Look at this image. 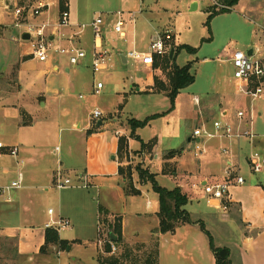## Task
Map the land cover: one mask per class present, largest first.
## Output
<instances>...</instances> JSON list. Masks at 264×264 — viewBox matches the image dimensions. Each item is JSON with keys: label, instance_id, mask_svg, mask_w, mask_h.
I'll list each match as a JSON object with an SVG mask.
<instances>
[{"label": "crops", "instance_id": "1", "mask_svg": "<svg viewBox=\"0 0 264 264\" xmlns=\"http://www.w3.org/2000/svg\"><path fill=\"white\" fill-rule=\"evenodd\" d=\"M28 1L31 2V5L27 8L30 9V11L37 9L42 3L47 6L41 10L38 16H42V18L45 16L41 21L42 24L51 23V25H53L47 33L50 34L51 42L55 47L76 46L84 49L88 56L83 62L76 66L71 65L66 56L61 57L58 63H54L52 61L54 57L52 56L53 53L50 55L47 62H40L32 57L31 36L29 40L23 39L24 35L29 33H27L26 30H23L18 35H16V32L12 33L15 37L12 38V43L10 42L8 45L14 50L15 58L13 61L5 63L4 69L0 70V72L5 74L1 77L3 82H0V126H3L2 131H0V138L4 139H8L6 136V129L10 128L12 125V131L15 135H18L22 129H32L34 127L33 123L37 119L53 113L59 106V101H66L65 96L68 91L77 89L78 86L84 84L88 73L93 72L91 55L96 45L102 46V48L109 51L110 54L115 51L119 55H123V47L117 45L116 41H114L115 32L113 30V25L117 19L118 13L123 15V19L124 16H126L128 21H133L132 23H134L139 14L147 11L149 12L150 19L153 21L152 17H154V11L152 8H156L157 4V0H153L152 2H154V5H147L141 12V4L143 8L145 0H140L139 3L137 0H103L102 3L100 2L98 4L100 10L94 11L93 8L96 6L91 4V0H83V7H85V9H79L81 5L78 6L77 0H68L67 11L70 14V26L60 29L54 27L61 15L59 0H57L58 7L55 11L50 10L52 7L50 6L52 0ZM17 2L18 0H0L2 6L8 3L11 8H18ZM195 3L197 4V8H199L200 4L197 0H192L189 6H193ZM239 5H243V10L253 11L251 0H249V2H247V0H240L233 9ZM3 14L12 19L2 20V23L0 22L1 24L9 26L13 20L16 22L13 15L6 10H4ZM98 15L106 17L102 39L100 40L95 39L91 29L90 33H88L87 29L80 30L78 27L82 24H89ZM38 16L28 17L25 21L29 22L30 20H36ZM155 19L156 17L154 20ZM156 21L160 22L159 20ZM164 32H166V30H164ZM157 34L156 32L151 41ZM16 36L19 37L21 41L16 39ZM1 38L0 36V40ZM118 38L120 39V36H118ZM87 49H91V53L87 51ZM248 49H250L248 53L251 52L252 56L260 52L257 44H255L254 47L248 45ZM231 51L232 50L228 48L225 53L226 59L229 61L228 63H231L229 60ZM121 58L124 64L128 63L126 57L122 56ZM138 67H144L145 71L154 76L158 74L157 76H160V80L164 81L166 84L169 83L167 77L166 80L161 77L163 71L159 66L150 68L141 65ZM98 83L99 82H97V84ZM96 86L93 89L94 93ZM154 86L155 79L152 80L151 88L154 89ZM234 94L235 96L238 95L236 93L235 84ZM238 96L242 97L240 95ZM195 101L198 103L197 98H195ZM236 101L223 97L217 105V108L210 104H206L205 107L202 108L204 117L199 118L201 120L199 123L202 124V128L212 131V121L208 119L209 117H207V115L215 114L217 111H219V116L223 120L225 119L222 115L227 111V120L233 122L235 126H241L240 128H242V123L239 122L236 116L231 114L226 107L233 105ZM63 116H68V112L63 113ZM24 117L28 118L29 122L25 121ZM215 121H217V119H215ZM100 122L102 123V121ZM36 123L37 122H35V124ZM98 123L97 127H94L91 123L87 124L86 131L91 135H87L85 138L86 150H82V154L75 152V150H79V148L74 145H70L64 153L66 158H70V156L73 157L74 154L78 153L76 157L79 160L75 163L71 162V166L75 167H70V169L64 167V163L61 161L60 165L58 164L59 161L57 164L55 162L50 163L49 160L47 161L45 158L47 156L46 149L42 143L31 145L32 143L25 142L19 136L16 140L6 141L8 149L5 151L6 153L4 155L0 156L1 185H9L18 178L20 173H22L24 182L26 180L27 183L26 187L23 185L22 189L38 190L40 194H27L26 197L23 194H19L17 196L18 201H21L19 203L21 207L19 208H2V204H10L12 200L7 201L4 199L0 201V257H4V264H47L53 257L58 259L59 264H62L63 261L64 264L65 260L60 259L61 256L64 255H67L65 259L67 258L66 262L68 264H79L82 260L77 253H75L74 248L85 247V249H88L92 246L91 258L94 264L95 262L96 264L102 262L103 264H114L113 262L122 264L123 260H118V258H114V256L110 257L112 254L111 251L107 252V247L105 246L104 248L102 244V242H104L103 238L107 237V240L109 238L111 240V235L115 238V241H111V243H117V238L119 237L114 232L115 224L112 222L113 219H116L115 222L120 224L119 236L121 241L117 246H120L125 254L131 252L132 249L142 250L148 257H153V259L156 258L154 264H216L214 254L210 247L209 238L201 229L200 224H204L206 230L210 232L208 224H214L215 222L217 224H227L230 222L229 219H232L231 215H237L239 218L238 228L240 229V235H243V233L245 234L243 241L241 236L239 238H241L240 241H242L241 243L244 246L245 253L249 254L248 252L254 244L255 239L250 236L249 225L242 221V209H236V205L238 204L229 198V194L222 201H219L210 199L203 190V186L207 183L217 184L219 182H224L226 179L224 173L230 164H232L235 171H238L239 147L237 144L228 139L205 140L195 137L193 132L188 139V145L189 147L194 145L190 153L195 160V166L192 169H183L181 161L185 152L184 147L169 150L178 151L184 148V152L180 157L168 161L170 164L169 167H171V165L173 167L168 169L169 172L167 174L162 173L167 161L164 160L162 157L163 155L159 156L156 154L154 168L156 169L155 173L157 177L159 175L173 177L177 181L175 188H180L187 197L190 195L199 205L201 204V208L196 211L199 212L197 215L199 219L193 220L191 218L193 216L190 214H194L195 211L192 209L188 211V202L185 209L188 213L190 212L189 215L193 223L180 224L174 233L162 234L159 232L160 203L158 195L153 189L151 190V188L148 187L147 183L140 184L138 178H133V180L140 194L136 196L126 195L123 178L119 175V168L121 166L124 167V164L120 161L118 156V141L120 135L116 132V138H114L113 141L106 140L105 133L99 132L100 128L104 126V123H102L101 126H98ZM75 126L79 128V125ZM197 128L201 127L196 125L194 131ZM96 139L99 140L101 144L97 150L96 148L92 149V145L95 146L94 141H96ZM141 140L146 142L143 139ZM199 144L202 145L199 146ZM156 147L157 145L154 147L157 152ZM203 148L205 149L203 155L196 157L194 155L196 150ZM223 148L228 149L230 154L232 153L231 157H226L228 155L222 153ZM9 149L17 150L18 156L14 157L9 155ZM107 155H109V157L112 156L111 159L115 162V165L109 166V164H107ZM72 170L77 172L76 184L71 188L56 190L58 203L57 213L54 211L53 216H51L49 214L50 209L41 211L38 207L34 209L28 207L32 199H47L50 197L49 194L51 189H54L58 171H61L63 176H67L66 174ZM102 170H104V172H102ZM107 171H109L111 175H104ZM191 179L197 195L194 194L190 188L189 193L185 189ZM182 181H186L187 184L184 185ZM75 187H78V189L75 190ZM140 198L144 199L145 202L140 203L138 200ZM90 199L94 202V205L92 204L93 211L92 207L87 204ZM97 200L105 204V206L100 205L99 211L96 203ZM119 205H121V207H119ZM84 212H90V218L94 219V230L97 233V239H90L84 235L85 230L91 231V229H85L87 227L85 220L87 218V213ZM13 217L17 218L15 223L11 221ZM57 218H63L71 222V226L73 227V230H71L73 231L72 235H63L60 230L58 231L60 239L67 241L69 245L65 249L56 245H49L45 251H42L46 243L47 229L45 228V224ZM90 227L92 228V224ZM3 244L7 247L4 248ZM78 260L80 262H78Z\"/></svg>", "mask_w": 264, "mask_h": 264}, {"label": "rangeland", "instance_id": "2", "mask_svg": "<svg viewBox=\"0 0 264 264\" xmlns=\"http://www.w3.org/2000/svg\"><path fill=\"white\" fill-rule=\"evenodd\" d=\"M77 1L78 6L81 5L79 9H85L83 7V0ZM139 1L137 0L138 3ZM152 1L145 0L143 8L141 4V12L147 5H154ZM191 1L157 0L156 8H152L154 11L153 21L150 19L149 12L147 11L139 14L134 23H132L133 21H128V18L124 16L125 24L123 30L127 34V37L119 39L118 35L114 34L116 44L123 47V55H119L115 51L110 54L111 65L109 70L96 74H93V72L88 73L84 84L78 86L77 89L68 91L65 96L67 102L59 101V106L53 113L37 119L35 121L37 123H33L34 127L32 126V129H22L18 135L13 133L12 125L6 129L8 139L0 138V142L5 143L4 145L6 146V141L16 140L19 136L25 142L32 143L31 145L42 143L46 149L47 156L45 158L47 161L49 160L50 163L55 162L56 164L59 161V165L61 161L64 163V167L70 169V167H75L71 166L70 163H75L79 160L76 157L78 153L74 154L73 157L70 156V158H66L64 153L70 145H74L79 148L75 152L82 154V150H86L85 138L87 135H91L86 131L87 124L91 123L94 127H97V123L102 121L104 126L100 128L99 132L105 133L106 140L113 141L116 138V132H118L120 137H126L129 141L128 153L120 158L127 174L131 169L134 171L139 168L147 174L144 182L134 172L133 178H138L140 184L147 183L148 187L152 190L149 179L155 177L160 186L174 189L177 181L173 177L163 175L157 177L155 173L156 169L154 168L156 154L159 156L163 155L162 157L164 158L168 154L166 151L184 147L185 152L181 161L182 167L186 170L192 169L195 166V160L190 150L194 148V145L189 147L188 139L194 132L196 125L202 128V124L199 123L201 121L199 118L204 117L202 108L206 104L217 108L223 97L230 98L232 101L238 100L233 105L226 107L235 116L240 110L246 111L249 121V115L253 113L252 130L256 138L251 141L249 139L229 140L239 147V168L238 171H235L234 167L231 168L233 179L229 182V198L238 204L236 205L237 210L242 209V221L249 225L250 236L255 241L248 252L249 254L245 253L244 246L241 243L244 240L245 234L240 235V229L238 228L239 218L237 215H231L232 219H229L230 222L227 224H217L216 222L208 224V229L216 246L230 249L233 264H264V190L262 188L264 186V168L260 173H255L248 163L249 157L254 153L264 156V95L255 101L247 97L235 96L234 69L232 64L228 63L229 61H227L225 54L228 48L233 51L240 50L247 54L248 50L251 49H248V45L254 47L257 44L260 52L259 54L255 53L254 58H264V0H251L252 12L243 10V5H239L229 12L214 16L211 20L208 14L209 7H214L217 11L228 9L222 0H197L200 6L195 11H191L192 6H189ZM100 2L102 3L103 0H91V4L96 6L93 8L94 11L100 10L98 8ZM17 3L18 8H28L31 5V2L28 0H18ZM51 3L50 6L52 7L50 10L55 11L58 7L57 0H52ZM3 13L4 9L2 4H0V22L12 19ZM155 17L156 19L154 20ZM43 18L42 16H38L36 20H30L29 22L42 24ZM19 21L23 22V19L20 18ZM1 23L0 70L4 69L5 63H9L15 58L14 50L8 45L12 38L15 37L12 33L16 32V35H18L23 30H26L24 26L17 27L15 24L19 22H15V20L9 24L10 29L9 26ZM164 30H170L173 33L174 40L171 43L173 47L189 45L198 50L196 55H189L186 51H182L176 58V64L180 67L192 63V74L195 77V82L180 91L174 104L165 92L157 93L151 88L152 80L155 78L160 79V76H157L158 74L154 76L145 71L144 67H138L131 59H128V63L124 64L121 58L122 56L127 58V55L134 51L150 53L149 45L152 37L156 32L159 34L164 33ZM90 31V29H87L88 33ZM16 39L21 41L17 36ZM87 51L90 52L91 49H87ZM52 56H54L52 58L54 63H58V60L63 57L58 53H53ZM157 66L162 69L163 75L161 77L166 80L172 65L170 63L167 64L165 59L161 60ZM4 75L3 72H0V82H3L1 77ZM97 82L104 84V88L100 94H95L93 90ZM195 98L198 99V103H196ZM96 110L103 114L101 119L94 120L92 118V114ZM65 112H68V116H63ZM157 115L159 117L149 121L145 127L137 129L133 135L130 124L131 120L144 122ZM207 117L212 121V124L215 119L222 120L219 116V111L215 114L207 115ZM24 118L25 121L29 122L28 118ZM75 125H79V128H76ZM242 125H245L244 122H242ZM2 129L3 126H0V131ZM139 138L146 141L145 143L157 140V152L155 148L142 152ZM94 143L95 146L92 145V149L96 148L97 150L101 145L100 141L96 139ZM201 145L199 144V146ZM231 155L232 153L226 157H231ZM111 157L109 155L106 156L109 166L115 165ZM172 167L171 165L167 169ZM229 168L230 166H228L224 173L226 175L224 182H227V171ZM76 173L75 170H72L66 174L67 176L64 175V177L69 178L72 184L75 185V180L77 179ZM104 175L111 174L107 171ZM237 177H242L245 183L243 185L237 184ZM182 183L184 185L187 184L186 181H182ZM23 185L26 187V180ZM188 185L185 187L187 192L189 193L190 188L197 195L192 179ZM52 189L49 194L50 197L47 199L39 198L38 200L32 199L28 207L30 209L38 207L41 211L52 209L57 213V189L54 188V191ZM76 189L78 187H75ZM19 194H23L26 197L27 194L39 195L40 193L38 190H25V188L13 190L10 192L12 203L2 204V208L21 207L19 205L21 201H18L17 197ZM188 197V211L190 209L195 211L194 214L190 215L193 216L191 217L193 220H197L199 219L197 216L199 212L196 211L201 208V204L199 205L192 196L189 195ZM2 200L4 198H0V201ZM138 200L140 203L145 202L141 198ZM96 203L98 211L100 205L105 206L99 200ZM87 204L92 207L93 211V200L90 199ZM84 213H87V218L85 219L87 227L85 229H91V231L85 230L84 235L90 239H97V233L94 230V219L90 218V212ZM115 220H112L113 224H116ZM11 221L15 223L17 218L13 217ZM91 224L92 228L90 227ZM71 230H73L72 226L68 227V229H61L60 232L63 235H72L73 231ZM240 236L242 237V241H240ZM103 239L104 242L102 244L105 248L107 237ZM3 247L6 248L7 246L3 244ZM92 248L93 246L88 249H85V247L74 248L75 253L81 258L82 264H94L91 258ZM116 249V252L111 254L110 257L114 256L118 260H123L122 264H154L156 259L148 257L142 250L132 249L131 252L125 254L120 246L116 245ZM65 257L67 255L61 256L60 259L65 260L64 264H68ZM78 262L80 261L78 260ZM113 263L118 264L116 262ZM0 264H4V257L2 256L0 257ZM47 264H59L58 259L53 257Z\"/></svg>", "mask_w": 264, "mask_h": 264}, {"label": "built area", "instance_id": "3", "mask_svg": "<svg viewBox=\"0 0 264 264\" xmlns=\"http://www.w3.org/2000/svg\"><path fill=\"white\" fill-rule=\"evenodd\" d=\"M215 1V0H213ZM4 10L12 14L16 19L15 25L17 27H25L27 33L30 34L31 41V52L32 57L39 60L40 62H47L52 53H58L61 56H66L71 65H79L83 62L88 54L87 52L76 46L68 47H55L52 44L50 39V34L47 31L53 27L51 24H33L28 21H25L28 17L38 16L41 10L47 7L45 4H40V6L30 11L27 8H11L10 4L6 3L3 5ZM23 19V22L19 20ZM124 19L121 13H118L117 19L114 22L113 30L115 34L120 36V38H126V33L123 30L124 28ZM105 25V17L103 15H98L92 22L89 24H82L78 26L80 30L91 29L95 39H102L103 27ZM70 26V14L68 11L61 13L59 21L54 27L56 28H68ZM174 40V36L171 31H166L162 34H157L149 45L150 53L142 52H130L127 55V59H131L138 66H146L153 68L156 65L157 60L160 61L165 57L170 55L171 45ZM92 70L93 73H102L109 70L111 65V56L109 51L102 48V46L95 47V50L92 53ZM233 68H234V81L236 85V93L242 97H247L253 101L258 100L264 95V58L256 59L254 56H248L242 51H231L229 58ZM104 88V84L99 82L96 86L95 93L99 94ZM227 111L222 115L225 120H217L212 124V131L205 128H197L194 131V136L198 138H203L207 140L213 139H228V140H240V139H249L250 141L256 138V135L253 133L252 124H253V113L249 115L246 111L240 110L236 114V118L239 122H244V126H235L233 122L227 120ZM95 120L101 119L103 114L96 110L92 114ZM8 148L0 142V156L4 155ZM205 152V149H197L195 152L196 157H200ZM224 155L230 154V151L226 148L222 149ZM8 154L14 157L18 156V151L15 149L8 150ZM249 164L255 173H260L264 168V156H261L258 153H254L249 157ZM232 164L227 171V182L223 183H207L203 186L204 192L208 195L210 199H215L222 201L229 194L230 181L233 179V172L231 170ZM24 177L20 173L18 178L12 181L9 185L3 186L0 183V198H4L7 201H11L10 192L13 190L23 188ZM236 183L243 185L245 180L242 177L236 178ZM86 186V185H85ZM84 186V187H85ZM73 187L72 181L69 178L63 176L61 171H58L56 174V179L54 183V188L57 190H63L66 188ZM49 214L53 216L54 211L49 210ZM71 226L69 220L63 218H57L49 221L45 224L46 229L61 230ZM116 245L111 243V253L116 252Z\"/></svg>", "mask_w": 264, "mask_h": 264}, {"label": "trees", "instance_id": "4", "mask_svg": "<svg viewBox=\"0 0 264 264\" xmlns=\"http://www.w3.org/2000/svg\"><path fill=\"white\" fill-rule=\"evenodd\" d=\"M224 5L228 8L227 10H221L217 11L215 10L214 7H209L208 8V14H209V19L211 20L214 16L221 14V13H226L229 12L231 9H233L240 0H222ZM67 4L68 0H59V7L61 13L67 11ZM176 46V45H175ZM175 48V54L174 58L170 60V56L165 57L163 60L166 59V63H170L171 69L170 72L167 74V78L169 83L166 84L164 81L155 78V86H154V92L161 93L165 92L169 98H171L173 104L177 96L179 95L180 91L191 86L195 82V77L192 74V63H188L187 65L180 67L176 64V58L178 54L182 51H186L189 55H196L198 53V50L194 47H191L189 45H182V46H177ZM158 60L156 62V65H158ZM159 117L153 116L149 118L148 120L141 122L137 120H131L130 124L133 130V135L135 131L139 128L145 127L149 121L152 119H155ZM141 142V151L146 152L147 150H151V148L154 149V147L157 145V140H152L148 143L143 142L139 138ZM129 149V141L126 137H120L118 141V156L119 158H122L124 154L128 153ZM184 152V148L178 150V151H169L167 156L164 157V160L167 161L165 164V168L163 169L162 173L167 174L168 167L170 164L168 161L180 157ZM130 169V168H129ZM126 169L121 166L119 168V175L123 178V183L125 184V193L128 196H136L139 195L140 192L139 190L136 189L135 184L133 182V177H134V172L138 174V178L141 181L145 182L146 178V172H143L141 169L137 168L134 171L131 169L129 173L127 174ZM153 191L158 195L159 198V203H160V211H159V218H160V228L159 232L162 234H167V233H174L177 227L180 224L183 223H193L192 220L190 219V215L185 209L187 206L189 199L188 197L182 192L180 188H175L173 190L166 189L162 186H160L156 180L155 177H151L149 179ZM264 190V186L262 187ZM116 222L114 226V232L116 235H118L119 238H117V245L121 239H120V224H117ZM201 229L207 234L209 237V243L211 250L214 254L216 264H233L231 260V251L228 248L224 247H217L214 243V239L210 232H208L204 226V224H200ZM114 244V243H113ZM49 245H56L59 246L62 249L67 248L69 243L67 241H63L60 239L59 232L54 229H47L46 233V243L45 246L42 248V251H45L46 248ZM106 249L107 252L111 251V240L110 238L107 240L106 243ZM150 260V259H149ZM100 264H103L100 263Z\"/></svg>", "mask_w": 264, "mask_h": 264}, {"label": "water", "instance_id": "5", "mask_svg": "<svg viewBox=\"0 0 264 264\" xmlns=\"http://www.w3.org/2000/svg\"><path fill=\"white\" fill-rule=\"evenodd\" d=\"M196 9H197V4L195 3V4L192 6L191 11H195ZM23 39H25V40H29V39H30V35H29V34H25L24 37H23ZM174 54H175V49L172 48V49H171V52H170V55H169L171 60L173 59ZM247 55L250 57V56H252V53L249 52V53H247ZM124 60H125V59H124ZM101 125H102V123L99 122V123H98V126H101ZM111 241H115V238H114L113 235H111Z\"/></svg>", "mask_w": 264, "mask_h": 264}]
</instances>
